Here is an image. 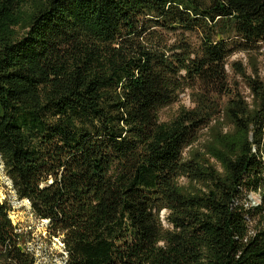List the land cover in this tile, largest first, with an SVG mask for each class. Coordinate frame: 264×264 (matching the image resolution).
Segmentation results:
<instances>
[{
    "label": "trees",
    "instance_id": "1",
    "mask_svg": "<svg viewBox=\"0 0 264 264\" xmlns=\"http://www.w3.org/2000/svg\"><path fill=\"white\" fill-rule=\"evenodd\" d=\"M261 51L264 0H0V156L64 264H264Z\"/></svg>",
    "mask_w": 264,
    "mask_h": 264
},
{
    "label": "rangeland",
    "instance_id": "2",
    "mask_svg": "<svg viewBox=\"0 0 264 264\" xmlns=\"http://www.w3.org/2000/svg\"><path fill=\"white\" fill-rule=\"evenodd\" d=\"M258 56V65L260 75L264 78V51ZM242 59L246 63L247 57L244 53H236L231 56L229 62ZM228 71L231 74L229 64ZM250 73V69H249ZM240 81V87L243 94L250 100L249 91L242 80ZM190 102L187 93L182 94L176 103L166 106L159 110L158 116L161 121H168L171 119L181 106L190 107ZM227 130L228 127H225ZM209 127L202 129L199 132V139L192 145V149H200L201 146L208 139ZM187 155V151L185 153ZM180 183L187 184L188 179L182 177ZM0 199L7 203L9 207V217L14 225L17 226L18 232L21 233V245L27 250L34 253L36 258V264H64L65 254L63 251L62 242L59 238H50L47 234L46 223L35 217L31 210L30 202L26 199H20L12 188L11 181L6 174L4 163L0 156ZM246 206L257 205L260 202V196L258 193L249 192L244 199ZM253 225V224H252Z\"/></svg>",
    "mask_w": 264,
    "mask_h": 264
},
{
    "label": "water",
    "instance_id": "3",
    "mask_svg": "<svg viewBox=\"0 0 264 264\" xmlns=\"http://www.w3.org/2000/svg\"><path fill=\"white\" fill-rule=\"evenodd\" d=\"M44 221V220H43ZM47 224V221H44Z\"/></svg>",
    "mask_w": 264,
    "mask_h": 264
}]
</instances>
